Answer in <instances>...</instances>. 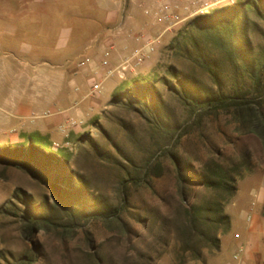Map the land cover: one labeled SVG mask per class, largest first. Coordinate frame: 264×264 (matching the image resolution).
Masks as SVG:
<instances>
[{"label":"rangeland","instance_id":"rangeland-1","mask_svg":"<svg viewBox=\"0 0 264 264\" xmlns=\"http://www.w3.org/2000/svg\"><path fill=\"white\" fill-rule=\"evenodd\" d=\"M173 1L183 7L187 2L190 4L192 0ZM195 1L197 4L191 9L182 10L186 20L178 28L164 32V25L161 27L160 24L153 23L155 25L149 32L155 35L162 34V39L156 50L150 53L142 64L127 66L126 73L134 68L135 74L134 72L133 74L127 73L123 78L118 71L122 70L123 66L127 64V60L132 58L135 50L141 45H129L127 53L118 62L113 61V56L110 54V67L101 64L102 56L98 59L95 67H92L94 63L82 68L78 65V61L83 56L89 55H85L84 52H77L72 55L69 64L72 65L74 74L79 75L92 68L91 81L85 101H93V103L85 118L70 117L71 122L63 124L67 119L63 117V120L55 126L60 132L59 134H55L49 126L55 117L62 115L61 109L42 110L37 117L38 123L34 122L26 126L11 121L8 116L3 115L7 109L5 106L7 100L1 98L0 92V147L8 144H27L32 134L36 132L44 134L50 139L53 146L52 150L58 153L63 151L72 162V166L86 176L94 190L106 195L114 202L118 201L122 172L114 162L113 157L106 159L104 156L95 154L89 143L90 140L95 141L101 151L113 155L114 158L123 159L125 164L130 165L131 162L120 154L116 145L121 146L131 158L142 161L155 149L158 133L148 120L137 111L113 105L111 100L115 92L121 87L131 86L136 79L153 81L161 76H169L167 69L170 65L176 66L181 72L196 74L208 88H217L209 73L196 66L189 57L177 55L172 43L180 32L188 28L190 20L195 16L212 12L241 0ZM204 1L209 2L210 8L203 13H197L198 7L203 6ZM153 3L152 0H137L135 10L137 13L143 12V14L136 15L142 18L145 14L144 9ZM145 16L147 15L145 14ZM31 17L34 28L53 26V20L42 18V14H32ZM7 21L8 19H0V26H5ZM138 30L136 28L131 29L134 33L133 38L136 34L139 36V32L142 31V29ZM131 35L124 36L129 44ZM254 40L255 44L264 45L263 35H257ZM108 49L111 53L112 48ZM34 53L38 55V59L45 58L38 51ZM21 57H23L21 51L0 50L2 61ZM122 62L123 64H121ZM28 69L30 67L0 65V77L9 74L16 76L18 81L20 74ZM32 69L36 70L37 68ZM53 69L59 72L64 68L56 67ZM94 80L102 83L104 91L95 93L92 91ZM155 83L164 98L168 121L173 124H182L183 129L188 127L186 134L178 143L167 148H171L181 155L187 163H192L195 166H201L210 155L215 156L217 152H224L226 155L234 156L240 160V149L247 148L250 153V163L247 168H244L243 176L238 178L237 184L241 188V192H246L248 198H251L249 195L251 180L242 179L248 175L255 178L254 184L259 181L260 185L264 184V144L259 137L253 132L240 133L237 120L231 112L220 111L206 117L201 123H193L189 120L185 106L171 93L167 85L156 80ZM228 85L231 83L228 82ZM76 102L78 103L79 100ZM123 124H128L129 127ZM189 125H191L190 128ZM157 154L159 156V151ZM157 161L165 167L161 177L152 175L150 177L151 186L148 184L132 185L129 188L131 211L125 214V219L129 223V231L121 227L117 221L96 219L83 226H54L50 229H43L32 237H26L24 233L25 224L20 216L0 212V264H20L21 259L26 255H31L33 251L36 254L34 259L29 261L30 264H94L93 255L95 252L102 257L104 264H137L141 250L153 257L152 264H181L183 252L174 231L172 230L169 235L164 231L163 238L158 239L154 234L149 233L142 221L138 220V217L143 218L154 209L162 219L168 218L170 221H175L174 211L182 206L173 162L168 156H162ZM17 190H24L33 197L36 203L43 199H49L51 202L56 201L51 186L41 183L23 168L0 164V207L7 204L10 199L16 201L14 193ZM19 204L22 209L25 208V205ZM227 211L232 215L234 223L243 224L239 217L242 211L241 206L232 205L227 208ZM134 215L137 218L133 217ZM161 223L159 221L158 229ZM226 240L227 237L224 239L221 257L228 256L227 254L231 252L230 247L226 245ZM211 254L205 250L202 261H210L212 259ZM198 262V260H187L185 264H199Z\"/></svg>","mask_w":264,"mask_h":264},{"label":"trees","instance_id":"trees-1","mask_svg":"<svg viewBox=\"0 0 264 264\" xmlns=\"http://www.w3.org/2000/svg\"><path fill=\"white\" fill-rule=\"evenodd\" d=\"M260 22L264 24V0H241L195 16L188 28L174 38L172 45L176 54L189 57L209 73L216 89L206 87L196 74L181 72L174 65L168 66L169 76L155 80L167 85L185 106L193 123H201L220 111L231 112L240 133L253 132L264 144V45L255 44L254 40L257 35L264 36V25ZM155 80L136 79L131 86L115 92L111 100L113 105L140 113L158 133L155 149L149 156L142 161L133 159L117 144L120 154L131 162L129 165L101 151L95 141L89 142L95 154L106 159L113 157L122 172L118 201L94 190L64 152H54L50 139L36 132L27 144L1 146L0 164L23 168L41 183L51 186L56 201L43 199L36 203L24 190H17L14 193L16 201L10 199L0 207V212L20 216L26 237L54 226H83L96 219L117 221L129 231L125 219V214L131 211L129 188L132 185L151 186L152 175L161 177L164 174L165 167L157 159L168 156L175 167L182 203L181 208L174 211L176 219H162L152 209L138 220L158 239L163 238L164 231L168 235L174 231L183 252L181 264L203 259L205 250L219 251L221 236L232 224L226 206L238 192L237 181L249 166L250 153L247 148H241L240 160H237L217 152L201 166H195L167 148L175 146L188 127L183 129L182 124L168 121L165 101ZM158 151L159 156L156 155ZM159 221L162 223L158 229ZM35 254L33 251L24 256L20 264H30ZM152 260L151 255L141 250L137 264H152ZM93 263L104 264L97 252L93 255Z\"/></svg>","mask_w":264,"mask_h":264},{"label":"crops","instance_id":"crops-1","mask_svg":"<svg viewBox=\"0 0 264 264\" xmlns=\"http://www.w3.org/2000/svg\"><path fill=\"white\" fill-rule=\"evenodd\" d=\"M136 3L137 0H0V19H8L5 26H0V50L21 51L23 56L3 61L0 58V65L30 67L18 81L16 76L1 75V98L7 100L3 115L27 126L38 123L42 110L61 109L62 115L49 126L55 134L60 133L55 126L63 117L67 118L63 124H69L70 117L85 118L93 103L85 101L92 68L76 75L69 64L70 57L84 52L94 58L95 67L108 48H112L113 61L118 62L129 45H141L138 34L133 38L131 29H142L139 35L150 33L155 24L145 14L142 18L136 15L143 14L135 10ZM32 14L53 20V26L34 28ZM127 34H132L130 44L124 39ZM37 51L45 58L38 59L34 53ZM56 67L64 69L58 72L53 69ZM133 70L127 73L135 74ZM254 179L248 175L242 179L251 180V198L237 184L238 192L226 206V211L232 205L242 207L239 217L243 224L232 219L230 230L221 236V249L212 253L208 262L199 259V264H264V184H254ZM225 237L231 252L221 257Z\"/></svg>","mask_w":264,"mask_h":264},{"label":"built area","instance_id":"built-area-1","mask_svg":"<svg viewBox=\"0 0 264 264\" xmlns=\"http://www.w3.org/2000/svg\"><path fill=\"white\" fill-rule=\"evenodd\" d=\"M154 3L151 6H147L144 9V12L147 16L153 18L155 24L164 25V32L168 30H173L178 28L185 20L186 17L183 15L182 10L188 11L197 4L195 0H192L190 4H185L183 7L175 3L173 0H152ZM210 4L208 1H204L203 6L198 7L197 13H203L210 8ZM196 13V12H195ZM194 14V13H193ZM162 39V34L155 35L152 33H142L138 36V39L141 43V46L138 47L132 55V58L127 60V64H125L122 70H119L118 73L121 77H125V69L128 65H140L145 60L146 57L154 52L158 47L160 41ZM110 50L107 49L104 52V55L101 59V64L105 67H110L111 59H110ZM95 63V60L91 56H83L79 61L78 65L82 68L91 66ZM92 91L101 92L102 91V83L97 80H94L92 83Z\"/></svg>","mask_w":264,"mask_h":264}]
</instances>
